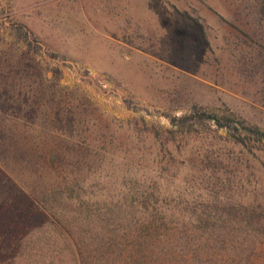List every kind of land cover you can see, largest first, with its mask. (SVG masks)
<instances>
[{"label":"rangeland","instance_id":"obj_1","mask_svg":"<svg viewBox=\"0 0 264 264\" xmlns=\"http://www.w3.org/2000/svg\"><path fill=\"white\" fill-rule=\"evenodd\" d=\"M109 220H264V0H0V264Z\"/></svg>","mask_w":264,"mask_h":264},{"label":"trees","instance_id":"obj_2","mask_svg":"<svg viewBox=\"0 0 264 264\" xmlns=\"http://www.w3.org/2000/svg\"><path fill=\"white\" fill-rule=\"evenodd\" d=\"M190 117H184L187 120ZM204 119V115L199 116ZM218 128L225 124L216 117ZM264 220H109L93 245L75 240L78 264H234L232 256L250 247L253 224ZM245 235L241 238L237 228ZM264 248V238L255 250ZM239 251L238 253H236ZM250 259L246 264H250Z\"/></svg>","mask_w":264,"mask_h":264}]
</instances>
